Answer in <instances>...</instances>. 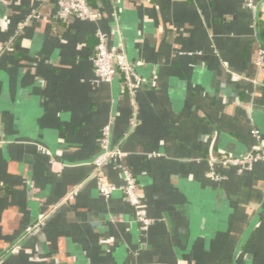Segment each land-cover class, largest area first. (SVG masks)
Segmentation results:
<instances>
[{
	"label": "crops",
	"instance_id": "obj_1",
	"mask_svg": "<svg viewBox=\"0 0 264 264\" xmlns=\"http://www.w3.org/2000/svg\"><path fill=\"white\" fill-rule=\"evenodd\" d=\"M88 1L97 22L0 0V264H264V209L246 234L264 161L207 175L211 158L264 149V0ZM98 27L144 80L134 104L121 76L94 82ZM107 123L146 230L122 190L99 191L124 183L95 165Z\"/></svg>",
	"mask_w": 264,
	"mask_h": 264
},
{
	"label": "built area",
	"instance_id": "obj_2",
	"mask_svg": "<svg viewBox=\"0 0 264 264\" xmlns=\"http://www.w3.org/2000/svg\"><path fill=\"white\" fill-rule=\"evenodd\" d=\"M58 12L56 18L64 19L74 16L83 21L97 22L101 19L102 12L92 7L88 0H57ZM250 8L256 7L259 0H244ZM30 15L23 23L22 27L27 25ZM98 44L96 51L91 57L93 70L95 73V83H112L118 76L123 79L126 92L134 104L135 97L143 83V78L138 73L136 67L127 58L126 52L119 43L116 46L109 44V35L100 27L96 30ZM259 66H264V48L260 51ZM254 134L259 138L260 133L254 130ZM111 123L104 125L98 137L99 153L95 158L97 168L114 163L121 170L124 183L117 186L107 181L104 177L98 179L100 193L109 197L115 190H122L126 200L134 210L135 219L142 230L148 229L152 224V219L148 214V205L137 189V179L133 171L123 162L126 153L121 147L113 144ZM257 161H264V149H259L245 156H221L209 160L210 170L208 176L211 179L220 181L224 177L216 170L217 165L234 166L240 172L252 169ZM76 193V192H75ZM73 196V195H72Z\"/></svg>",
	"mask_w": 264,
	"mask_h": 264
},
{
	"label": "water",
	"instance_id": "obj_3",
	"mask_svg": "<svg viewBox=\"0 0 264 264\" xmlns=\"http://www.w3.org/2000/svg\"><path fill=\"white\" fill-rule=\"evenodd\" d=\"M0 5H1V3H0ZM263 209H264V203H263L261 209L258 211V213H257V215H256V217H255V219H254V220L252 221V223L249 225V228L247 229L246 234H248V232L251 230V228H252V227L257 223V221L261 218V216H262V212H263Z\"/></svg>",
	"mask_w": 264,
	"mask_h": 264
},
{
	"label": "trees",
	"instance_id": "obj_4",
	"mask_svg": "<svg viewBox=\"0 0 264 264\" xmlns=\"http://www.w3.org/2000/svg\"><path fill=\"white\" fill-rule=\"evenodd\" d=\"M134 64V63H133Z\"/></svg>",
	"mask_w": 264,
	"mask_h": 264
}]
</instances>
